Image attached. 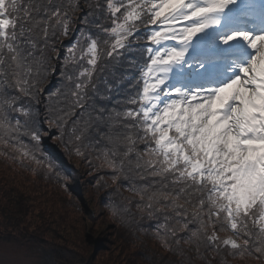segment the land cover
Returning a JSON list of instances; mask_svg holds the SVG:
<instances>
[{
    "label": "snow or ice",
    "instance_id": "obj_1",
    "mask_svg": "<svg viewBox=\"0 0 264 264\" xmlns=\"http://www.w3.org/2000/svg\"><path fill=\"white\" fill-rule=\"evenodd\" d=\"M46 137L168 264H264V0H0V156L68 189Z\"/></svg>",
    "mask_w": 264,
    "mask_h": 264
},
{
    "label": "trees",
    "instance_id": "obj_2",
    "mask_svg": "<svg viewBox=\"0 0 264 264\" xmlns=\"http://www.w3.org/2000/svg\"><path fill=\"white\" fill-rule=\"evenodd\" d=\"M46 141L42 145L45 154L54 148L73 169L72 178L65 181L71 187L66 189L55 176L33 174L0 156V166L8 168L6 172L5 167L0 168V248L16 247L27 253L45 248L53 251L57 264H85L88 261L99 264L89 255L91 248L88 247L93 241L99 252H107L108 264H168L177 259L159 249L148 236L115 221L103 199L108 189L98 190L90 183L96 173L89 175L88 166L70 155L59 140L46 137ZM59 170L64 175L63 168ZM70 209L75 214L85 213V216L98 215V210L102 209L113 232L114 240L109 242V247L84 230L82 232L86 221L80 218L83 227L75 225ZM76 230L86 237L83 245Z\"/></svg>",
    "mask_w": 264,
    "mask_h": 264
},
{
    "label": "rangeland",
    "instance_id": "obj_3",
    "mask_svg": "<svg viewBox=\"0 0 264 264\" xmlns=\"http://www.w3.org/2000/svg\"><path fill=\"white\" fill-rule=\"evenodd\" d=\"M6 165L0 166L2 169ZM6 168V167H5ZM4 168V169H5ZM16 169L18 167L16 166ZM8 170V168L5 169V172ZM7 173H10L8 171ZM90 203L92 202L91 199L89 201ZM98 210V209H97ZM71 211V209L69 210ZM99 211V216L96 215L97 213H94L92 216H85V213H80L75 214L74 212L71 211L70 217L72 218L71 220H75V225H80L83 227L82 220L83 219L85 222V229H82V232H86L87 235H90L92 238H96L95 240H101L103 246H108L109 247V242L113 241V232H111V223L107 219L105 215H102V209L98 210ZM76 216H74V215ZM81 218V219H80ZM69 229V228H68ZM84 230V231H83ZM77 234H80L76 230ZM86 235V236H87ZM80 241L86 240V237L84 235L81 236L79 235ZM83 237V238H82ZM94 240V241H95ZM91 248L89 250V255H92L94 259H97V262L99 264H108V255L107 252H99L98 246L92 244L89 245ZM88 251V250H87ZM50 252L51 258L48 260L46 258L45 253ZM240 262H237V264ZM0 264H57V261L55 260L53 251L51 249H39L36 250L32 253H27L25 251L18 250L16 247H9V248H0Z\"/></svg>",
    "mask_w": 264,
    "mask_h": 264
},
{
    "label": "water",
    "instance_id": "obj_4",
    "mask_svg": "<svg viewBox=\"0 0 264 264\" xmlns=\"http://www.w3.org/2000/svg\"><path fill=\"white\" fill-rule=\"evenodd\" d=\"M45 254H46V258L49 260L51 258L52 254L50 252H48V253L46 252Z\"/></svg>",
    "mask_w": 264,
    "mask_h": 264
}]
</instances>
